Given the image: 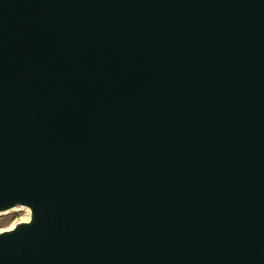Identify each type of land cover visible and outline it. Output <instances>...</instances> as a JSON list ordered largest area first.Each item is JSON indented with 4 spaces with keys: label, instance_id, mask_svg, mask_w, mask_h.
Here are the masks:
<instances>
[{
    "label": "water",
    "instance_id": "1",
    "mask_svg": "<svg viewBox=\"0 0 264 264\" xmlns=\"http://www.w3.org/2000/svg\"><path fill=\"white\" fill-rule=\"evenodd\" d=\"M0 264H264V0H0Z\"/></svg>",
    "mask_w": 264,
    "mask_h": 264
},
{
    "label": "rangeland",
    "instance_id": "2",
    "mask_svg": "<svg viewBox=\"0 0 264 264\" xmlns=\"http://www.w3.org/2000/svg\"><path fill=\"white\" fill-rule=\"evenodd\" d=\"M25 207H19L15 210L8 211L0 214V230L9 229V227L17 223L18 221L25 220L26 216L29 215V209Z\"/></svg>",
    "mask_w": 264,
    "mask_h": 264
},
{
    "label": "bare ground",
    "instance_id": "3",
    "mask_svg": "<svg viewBox=\"0 0 264 264\" xmlns=\"http://www.w3.org/2000/svg\"><path fill=\"white\" fill-rule=\"evenodd\" d=\"M15 209H17V207H14V208H12V209H9V210H6V211H4V212H1L0 214H2V213H6V212H8V211H11V210H15ZM23 209H25V210H26V207H25V208H23ZM28 218H29V215H28V216H26L25 220H28ZM14 225H15V223H14V224H12V225H11L9 228H12Z\"/></svg>",
    "mask_w": 264,
    "mask_h": 264
}]
</instances>
